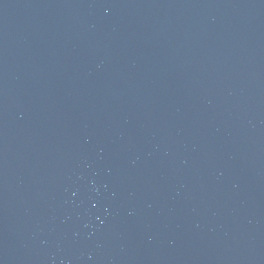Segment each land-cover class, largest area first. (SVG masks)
<instances>
[{
	"label": "water",
	"instance_id": "1",
	"mask_svg": "<svg viewBox=\"0 0 264 264\" xmlns=\"http://www.w3.org/2000/svg\"><path fill=\"white\" fill-rule=\"evenodd\" d=\"M238 171L264 174V0H0V264Z\"/></svg>",
	"mask_w": 264,
	"mask_h": 264
}]
</instances>
